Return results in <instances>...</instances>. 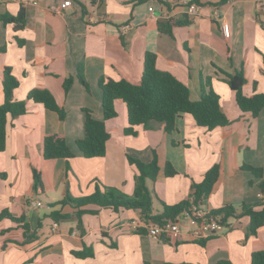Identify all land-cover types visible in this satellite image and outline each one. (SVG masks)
<instances>
[{
    "label": "crops",
    "instance_id": "obj_1",
    "mask_svg": "<svg viewBox=\"0 0 264 264\" xmlns=\"http://www.w3.org/2000/svg\"><path fill=\"white\" fill-rule=\"evenodd\" d=\"M63 1L0 0V104L4 66L19 82L14 99L26 101V112L7 120L6 146L0 152V212L26 215L30 233L41 220L37 238L26 243L21 242L18 223L0 221V264H250L252 252L264 250V225L250 233L245 215L228 218L219 232L200 241L191 237L185 223L177 239H154L144 229L136 231L129 225L140 219L133 209L88 205L98 211L82 215L83 230L75 218L55 222L47 217L58 206L44 209L66 192L91 194L97 182L132 194L137 170L127 155L149 162L153 150L159 164L153 182L158 197L153 200L154 212L161 211V202L173 205L190 198L192 183L200 182L213 164L219 165V176L205 200L209 210L264 201L257 186L264 179V109L256 117L240 111L225 80V72L242 69L248 79L243 93H264V0H206L194 13L175 0H71L60 12L51 10V5ZM151 6L154 15L148 11ZM20 10L25 21L14 29V23L3 17L16 16ZM159 22L170 24L171 33L161 30ZM124 25L128 27L123 29ZM147 51L156 54L157 68L188 87L191 100L200 98L202 87L216 92L228 124L208 130L183 113L172 133L151 121L148 128L139 125L135 135H126V105L116 99V116L105 121L109 138L104 156L84 157L75 144L83 135L82 108L102 119L99 80L138 84ZM78 68L88 91L76 77ZM70 76L73 82L65 91L63 81ZM35 87L52 93L65 112L63 119L27 99ZM49 133L64 135L74 156L44 159L42 140ZM166 162L175 174L165 175ZM242 164L261 168L262 177L241 169ZM34 172L40 178L37 188ZM33 200L42 205H32ZM70 210L63 207L64 212ZM84 248L92 255L73 254Z\"/></svg>",
    "mask_w": 264,
    "mask_h": 264
},
{
    "label": "trees",
    "instance_id": "obj_2",
    "mask_svg": "<svg viewBox=\"0 0 264 264\" xmlns=\"http://www.w3.org/2000/svg\"><path fill=\"white\" fill-rule=\"evenodd\" d=\"M148 0H134L136 3H143ZM226 1V0H221ZM5 22L14 23V29H19L24 24L23 11L20 10L16 16H4ZM182 23V21L177 22ZM160 29L166 33H171V25L159 22ZM226 83L234 91L236 105L242 112H248L256 117L264 109V93L253 92L251 95L243 93V86L248 82L244 71L241 69L233 74L225 72ZM76 77L88 91L89 87L83 77L82 68H78ZM73 77H67L63 81V88L68 91L72 85ZM209 80H207V83ZM18 79L12 74L8 66L2 68V89L3 102L0 104V152L6 146V125L8 117H15L26 112V101L15 100L13 96L14 89L18 86ZM255 87V82H253ZM101 90V106L103 117L96 119L88 108H82V129L83 135L77 138L75 144L84 157H102L106 150V141L109 133L106 130L105 121L116 116L115 100L121 99L127 109V126L124 128V134L135 135L136 126L143 125L148 128L151 121L163 124V129L167 133H172L176 128V119L183 113L190 114L198 126L211 130L217 126L228 124V119L223 112L219 96L212 89L200 90V98L191 100L188 87L177 79L171 72L161 70L156 67V54L147 51L144 55V67L140 82L132 84L125 79L102 78L99 80ZM27 99L42 103L47 109L57 112L61 119L65 112L52 95V93L43 87H35L27 94ZM42 156L44 159L64 158L68 160L74 156L69 148L64 135L49 133L43 136ZM130 164L134 165L137 174L135 177V187L132 194H125L116 187L106 186L97 182L95 189L91 194L84 196H72L66 192L60 200L50 203L53 209L47 217L55 222L63 219L75 218L77 227L83 230L82 215L84 213H95L98 208H108L113 211L120 209H133L139 214V218L146 222L152 221L164 223L168 220H176L183 217L184 212L188 210L191 203L205 205V200L211 192L214 183L219 176V165L213 164L203 175L200 182L192 183L190 198L182 200L176 204L168 205L161 202V211L154 212L153 200L158 199L153 182L159 171L158 157L153 150L152 159L149 162L127 155ZM166 176L176 173L169 162L164 167ZM241 169L252 172L256 177H262V169L248 164H242ZM40 178L37 172H34V188L39 187ZM260 193L264 195V179L258 183ZM95 205L96 209H87L86 206ZM68 206L71 210L63 211V207ZM212 215L219 218L220 222L226 225L228 218L248 216L249 232L254 234L257 229L264 225V201L255 203H241L239 206L225 204L220 208L210 210ZM8 218L19 224L23 231V243L34 241L37 238V229L41 226V220L38 221L36 228L30 233V225L26 215L18 217L12 216L7 210L0 212V221ZM3 231L0 232L2 234ZM202 239L200 241H203ZM77 257L84 258L92 255L89 248L81 251H74ZM220 261L217 264H226ZM193 264V263H180ZM250 264H264V250L252 252Z\"/></svg>",
    "mask_w": 264,
    "mask_h": 264
},
{
    "label": "built area",
    "instance_id": "obj_3",
    "mask_svg": "<svg viewBox=\"0 0 264 264\" xmlns=\"http://www.w3.org/2000/svg\"><path fill=\"white\" fill-rule=\"evenodd\" d=\"M28 3L37 4L38 0H26ZM175 2L187 10L188 13L196 12L206 0H175ZM71 4V0H65L59 4L51 5V10L54 12H60L64 7ZM148 11L151 15H154L153 7H149ZM128 25H124L122 28H127ZM222 31L227 33V28L223 24ZM262 195L261 193L259 194ZM32 205L41 206L42 203L38 200H33ZM185 223L188 226L189 233L193 239L202 240L207 239L217 232H219L224 224L220 222L219 218L212 215L210 210L205 205H199L191 203L187 211L184 212L183 218L180 220H168L164 223L146 222L141 219H132L129 225L132 229L138 231L144 229L146 233L154 238L158 239L163 236H168L173 239H177L182 234L181 225ZM56 227L57 224L54 223Z\"/></svg>",
    "mask_w": 264,
    "mask_h": 264
},
{
    "label": "rangeland",
    "instance_id": "obj_4",
    "mask_svg": "<svg viewBox=\"0 0 264 264\" xmlns=\"http://www.w3.org/2000/svg\"><path fill=\"white\" fill-rule=\"evenodd\" d=\"M50 208V205L48 206V208H46V209H44L45 210V212L48 210Z\"/></svg>",
    "mask_w": 264,
    "mask_h": 264
}]
</instances>
